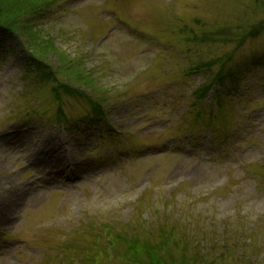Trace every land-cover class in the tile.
<instances>
[{
    "label": "rangeland",
    "instance_id": "rangeland-1",
    "mask_svg": "<svg viewBox=\"0 0 264 264\" xmlns=\"http://www.w3.org/2000/svg\"><path fill=\"white\" fill-rule=\"evenodd\" d=\"M0 16V264H148L160 238L264 264L263 6L0 0Z\"/></svg>",
    "mask_w": 264,
    "mask_h": 264
},
{
    "label": "trees",
    "instance_id": "trees-1",
    "mask_svg": "<svg viewBox=\"0 0 264 264\" xmlns=\"http://www.w3.org/2000/svg\"><path fill=\"white\" fill-rule=\"evenodd\" d=\"M254 1H255L256 7L263 6V8H264V0H254ZM39 11H40V9H39ZM12 21H14V19H12ZM11 25H12V23H9V21L6 18H4L3 16H0V31H4L6 33L7 32L8 33L15 32L12 29ZM255 32L256 31H254V33L251 34V36H250L251 38L260 34V32H258V33H255ZM228 40H232V39H228ZM259 60L260 59H256L253 62L256 64ZM48 76H50V75H48ZM228 79L231 80L232 78H228ZM220 81H221V78H220ZM234 81H236V78L234 79ZM71 93L76 94L74 92H71ZM79 97H82V96H79ZM89 101L91 102V100H89ZM60 113L58 114V116H60ZM97 113H100V111H97ZM164 231H166V230L164 229ZM165 235L167 236L168 234H165ZM154 238H156V237H153V239ZM159 240H160L159 257H158V259L156 257H154V258H156L155 262H151L148 264H226L227 262L224 261L226 259V257H231L236 262L235 264H250L249 261L246 259V257L244 255H241V250L243 248L238 247L237 244H235V246L232 244L227 245L228 247H230L229 253H227V252L224 253L222 251V249H217L215 256L211 257V255L208 256L207 253L201 252V251H199V249H196V248H199V246H197V244H199V241L196 242L193 239H191V240L194 242V245L196 244V246H195L196 248L194 246H192V241L189 242L190 239L189 240L187 239L186 244H184V246L182 248L179 247L178 242H175L174 244H169L168 243L169 241H167V239L160 238ZM208 240L209 239H203L201 241L206 242ZM188 242L190 244H188ZM137 244H138V242H137ZM210 246L213 247L212 245H210ZM128 247L129 246H127V248ZM131 247L133 248V246H131ZM178 248H180V249H178ZM136 261H138V260H136ZM136 261L133 260L131 262L133 264H145V263H140V262H136ZM145 261H149V260H145Z\"/></svg>",
    "mask_w": 264,
    "mask_h": 264
}]
</instances>
